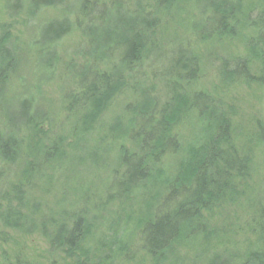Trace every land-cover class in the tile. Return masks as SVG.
<instances>
[{"label": "trees", "instance_id": "16d2710c", "mask_svg": "<svg viewBox=\"0 0 264 264\" xmlns=\"http://www.w3.org/2000/svg\"><path fill=\"white\" fill-rule=\"evenodd\" d=\"M245 1L5 0L8 18L24 14V27L32 33L18 47L14 23L0 27V182L18 166L24 186L33 188L50 162L68 178L80 175V169L98 176L104 171L106 200L118 203V212L101 219L66 213L48 224L41 221L52 249L74 264H122L139 250L151 256L152 264H184L181 250L208 256L206 264H264V190L249 184L254 166L234 146L221 100L190 86L192 58L181 53L165 58L150 43L152 31L186 17L188 9L200 13L198 20L187 17L198 40H237V16ZM248 26L253 32L248 55L222 62L223 84L252 81L264 87V0ZM73 34L81 37L79 58L64 67L61 44ZM252 62L260 64L257 76L250 73ZM138 66L150 75L137 76ZM62 69L59 109L71 121V142L61 137L46 150L38 139L52 121L44 106L45 87L60 78ZM126 90L131 102L115 118L109 116ZM180 124L189 132L186 139L174 134ZM260 140L264 146V130ZM112 155L110 166L106 161ZM26 192L13 186V199L0 195L5 201L1 226L27 229ZM228 206L239 207L252 223L247 227L252 239L243 247L223 245V231L211 221Z\"/></svg>", "mask_w": 264, "mask_h": 264}, {"label": "rangeland", "instance_id": "374dc122", "mask_svg": "<svg viewBox=\"0 0 264 264\" xmlns=\"http://www.w3.org/2000/svg\"><path fill=\"white\" fill-rule=\"evenodd\" d=\"M261 0H246L243 4V11L237 16L239 25V37L237 40L217 43L216 41L203 42L194 37L189 31L187 17L200 19V13L194 9H188L187 16L167 24H160L151 33V47L158 50L165 58L177 56V53L187 55L195 63V81L190 84L196 91H205L221 100L228 118L232 125V140L238 152L248 157L251 162L254 173L249 184L258 188L261 186L264 190V146L260 140V133L264 130V87H258L256 82L234 83L229 86L220 81L218 69L223 61H233L245 59L248 55L247 41L252 37V30L248 26L249 17L259 10ZM5 0H0V27L3 24L12 23V38L18 47L31 37L32 28L26 29L24 21L25 15L17 19H9L4 9ZM187 10V7H186ZM190 25V24H189ZM31 28V29H30ZM13 41V42H14ZM81 37L73 34L66 38L61 44V56L63 66L70 60H77L76 50L79 48ZM250 73L257 76L260 64L252 62ZM137 76L146 73L150 75L147 68L136 67ZM64 69V68H63ZM60 78L45 87L44 106L51 112L52 121L43 128V134L38 139H43L45 149L60 144L59 138L71 142L69 130L71 121H67L59 109V84ZM163 70V69H162ZM162 73V72H161ZM149 78H153L149 76ZM232 81V80H230ZM160 94L163 92L162 86L157 90ZM131 91L126 90L114 103L109 116L119 114L126 104H129ZM112 117V118H113ZM115 118V117H114ZM113 118V119H114ZM174 134L180 138L186 139L189 132L183 124H180L174 130ZM94 145V141H90ZM114 155L106 163L112 166ZM46 164L44 160L41 162ZM48 170L41 168V174L46 172L43 180L36 181L33 188H26L22 179V172L19 167L12 169L13 173L3 182H0V195L6 199L14 198L12 193L13 186H21L30 197L28 210L24 214L30 218L26 223L25 230H11L0 225V264H74L60 251L52 249L42 235L41 221L48 224L50 219L56 221L64 214H82L96 215L98 219L111 213L118 212V203L108 204L106 200V181L108 174L103 171L99 176L92 174L90 170L80 169V175L72 174L68 178V173L57 172L52 168L50 162ZM39 165V164H38ZM70 179V180H69ZM110 179L108 181V185ZM2 197V198H4ZM264 205V193L261 197ZM5 201H0L3 204ZM34 215H30V212ZM83 211V212H82ZM30 215V216H29ZM250 218L247 214L236 206H228L218 211L211 219L212 223L217 225L220 231H223V245L227 247H243L245 242L252 239L248 235L251 231L247 229L251 226ZM32 221L34 223H32ZM137 234L136 237H140ZM222 245V246H223ZM136 246V245H135ZM139 247L142 244L138 243ZM218 249L220 247L218 246ZM184 264H206L208 256L199 258L195 253L181 250L179 255ZM122 264H152L151 256L144 251L130 253V260L126 258Z\"/></svg>", "mask_w": 264, "mask_h": 264}]
</instances>
